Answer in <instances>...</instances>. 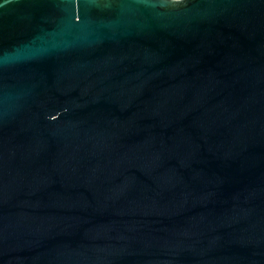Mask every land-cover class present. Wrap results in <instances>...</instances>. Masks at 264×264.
Listing matches in <instances>:
<instances>
[{"label": "water", "instance_id": "1", "mask_svg": "<svg viewBox=\"0 0 264 264\" xmlns=\"http://www.w3.org/2000/svg\"><path fill=\"white\" fill-rule=\"evenodd\" d=\"M0 264H264V0H0Z\"/></svg>", "mask_w": 264, "mask_h": 264}]
</instances>
